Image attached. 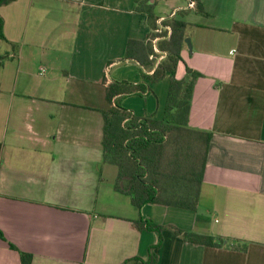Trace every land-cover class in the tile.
Segmentation results:
<instances>
[{
	"label": "crops",
	"instance_id": "crops-1",
	"mask_svg": "<svg viewBox=\"0 0 264 264\" xmlns=\"http://www.w3.org/2000/svg\"><path fill=\"white\" fill-rule=\"evenodd\" d=\"M158 3L170 10L159 24H189L192 48L181 49L176 77L201 73L188 125L213 133L197 208H137L115 188L117 166L103 160L107 84L144 81L143 65L126 57L130 41L151 34L137 0L1 2L0 264H22V251L32 264H146L156 244L155 264H264V0H148L154 12ZM169 85L166 75L153 93L120 103L162 119ZM195 155L198 174L202 144ZM140 217L230 242L160 235L136 227Z\"/></svg>",
	"mask_w": 264,
	"mask_h": 264
},
{
	"label": "trees",
	"instance_id": "trees-1",
	"mask_svg": "<svg viewBox=\"0 0 264 264\" xmlns=\"http://www.w3.org/2000/svg\"><path fill=\"white\" fill-rule=\"evenodd\" d=\"M6 1L9 0H0V3ZM194 7L206 14L200 1H196ZM137 10L147 14L151 34L147 42L130 41L126 57L143 65L144 81L137 84L128 81L107 84L106 94L112 107L103 110V160L117 166L115 188L129 195L137 208L148 203H161L196 209L213 133L192 129L188 125L194 86L201 73L187 68L184 79L176 77V68L182 59L181 49L186 46L189 24L173 18L164 19L159 24L158 16L153 13V6L148 4V0H137ZM2 26L0 16V38L4 39ZM168 28L171 31L168 32ZM158 37L157 49L165 55L157 63L159 52L155 50L153 40ZM152 69L153 72L149 73ZM166 75H169L171 85L164 118L137 116L121 105L122 96L153 93L150 85ZM200 144L204 147V158L202 169L197 174L193 159ZM193 182L195 185L191 190L177 188L179 183L187 185ZM134 224L139 229L155 231L160 235L169 229L186 241L207 246L222 247L230 242L225 237L197 234L174 225L161 226L142 217L135 220ZM0 236L4 237L2 232ZM158 247L159 244L152 246L146 264L156 263L155 249ZM20 256L22 264H32L31 253L22 251Z\"/></svg>",
	"mask_w": 264,
	"mask_h": 264
},
{
	"label": "rangeland",
	"instance_id": "rangeland-1",
	"mask_svg": "<svg viewBox=\"0 0 264 264\" xmlns=\"http://www.w3.org/2000/svg\"><path fill=\"white\" fill-rule=\"evenodd\" d=\"M185 0H180V2H184ZM157 4L155 5V12H153L156 16H161V15H165L166 13H169L170 10H168V8L166 7V5H162L160 3H158V6L156 8ZM166 12V13H165Z\"/></svg>",
	"mask_w": 264,
	"mask_h": 264
},
{
	"label": "water",
	"instance_id": "water-1",
	"mask_svg": "<svg viewBox=\"0 0 264 264\" xmlns=\"http://www.w3.org/2000/svg\"><path fill=\"white\" fill-rule=\"evenodd\" d=\"M186 42L188 43V45L192 48V44H191V41H190V39H186Z\"/></svg>",
	"mask_w": 264,
	"mask_h": 264
},
{
	"label": "built area",
	"instance_id": "built-area-1",
	"mask_svg": "<svg viewBox=\"0 0 264 264\" xmlns=\"http://www.w3.org/2000/svg\"><path fill=\"white\" fill-rule=\"evenodd\" d=\"M190 6H194V3L193 2H191L190 3ZM156 51H159L158 49H155ZM164 56H161V58L160 59H162Z\"/></svg>",
	"mask_w": 264,
	"mask_h": 264
}]
</instances>
